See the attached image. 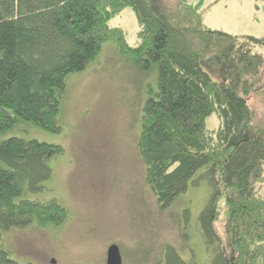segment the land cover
<instances>
[{"label":"trees","instance_id":"trees-1","mask_svg":"<svg viewBox=\"0 0 264 264\" xmlns=\"http://www.w3.org/2000/svg\"><path fill=\"white\" fill-rule=\"evenodd\" d=\"M124 7L137 19L134 46L109 25ZM201 7L202 0H0V134L22 122L58 133L68 78L111 43L140 75L155 78L138 85L136 147L158 205L205 178L210 195L198 225L214 252L209 264H264V56L256 50L264 36L208 27ZM257 97L260 115L250 104ZM213 115L218 126L209 128ZM59 153L33 138L0 139V238L14 227L61 223L54 198L24 197L41 190ZM222 195L229 254L213 227ZM0 264L21 263L0 246ZM163 264L199 263L167 246Z\"/></svg>","mask_w":264,"mask_h":264},{"label":"rangeland","instance_id":"rangeland-1","mask_svg":"<svg viewBox=\"0 0 264 264\" xmlns=\"http://www.w3.org/2000/svg\"><path fill=\"white\" fill-rule=\"evenodd\" d=\"M204 7L203 23L208 27L264 36V0H202ZM109 25L121 27L127 42L136 45L139 27L130 7L114 15ZM256 50L264 56V45ZM140 74L135 64L106 43L95 61L68 78L58 133L22 122L0 134V139L18 136L60 147L48 161L50 178L40 191H27L24 197L54 198L63 206L62 221L5 231L0 246L12 259L21 264H106L107 249L116 244L122 264H163L167 246L176 248L184 260L209 264L214 252L198 225L210 195L206 179L190 184L166 207L158 205L145 181L136 147L138 89L155 78L152 73ZM250 104L260 115L263 99H251ZM206 125L216 128L217 117L207 118ZM226 204L220 196L213 227L229 254Z\"/></svg>","mask_w":264,"mask_h":264},{"label":"water","instance_id":"water-1","mask_svg":"<svg viewBox=\"0 0 264 264\" xmlns=\"http://www.w3.org/2000/svg\"><path fill=\"white\" fill-rule=\"evenodd\" d=\"M106 264H122L119 248L111 244L106 252Z\"/></svg>","mask_w":264,"mask_h":264},{"label":"crops","instance_id":"crops-1","mask_svg":"<svg viewBox=\"0 0 264 264\" xmlns=\"http://www.w3.org/2000/svg\"><path fill=\"white\" fill-rule=\"evenodd\" d=\"M237 35H243V34H237Z\"/></svg>","mask_w":264,"mask_h":264}]
</instances>
